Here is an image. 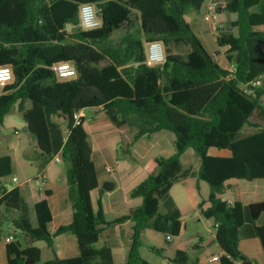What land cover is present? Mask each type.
Masks as SVG:
<instances>
[{"label": "trees", "instance_id": "1", "mask_svg": "<svg viewBox=\"0 0 264 264\" xmlns=\"http://www.w3.org/2000/svg\"><path fill=\"white\" fill-rule=\"evenodd\" d=\"M204 1L0 0V66L13 69V80L0 88V125L18 104L36 141L38 173L57 154L66 168L65 180L56 191H46L31 211L25 191L19 186L7 189L1 181L12 174L13 153L0 155V208L13 215L25 240L24 245L16 241L19 249L13 256L7 247V264H27V259L35 261L31 264H150L138 252L142 229L170 237L182 229L174 198L165 194L164 211L151 213V196L164 186L188 148L200 165L182 177L197 176L210 185L212 205L202 214L215 222V238L224 251L221 264H256L241 251L239 241L245 235L258 237L264 251V225L256 224L249 205L218 195L228 179H264V85L252 84L264 75V29L258 28L264 25V0H223L225 6L218 8L236 16L216 35L219 47L228 46L226 57L234 71L217 62L186 19ZM85 3L99 10L100 27L80 26V6ZM68 24L74 25L71 30ZM118 30L126 33L113 43ZM152 41L164 44L162 65L145 63V45ZM66 61L75 64L77 76L58 80L52 66ZM87 108L108 111L113 120L126 124L132 142L163 130L174 135L175 152L158 156V172L131 192L142 197V204L113 221L106 219L100 201L95 209L91 197L102 191L100 177L106 169L97 164L86 118L76 123L75 113ZM60 118L65 119L66 132ZM212 148L228 155L211 154ZM55 192L57 208L47 198ZM128 219L133 221L129 257L116 263L111 247L100 246L99 240L105 227ZM65 233L76 236L77 253L42 262L35 242L52 246L54 238ZM173 261L198 264L183 249Z\"/></svg>", "mask_w": 264, "mask_h": 264}, {"label": "crops", "instance_id": "2", "mask_svg": "<svg viewBox=\"0 0 264 264\" xmlns=\"http://www.w3.org/2000/svg\"><path fill=\"white\" fill-rule=\"evenodd\" d=\"M212 0H205L200 9L190 11L186 15L187 21L192 26L193 30L200 38L206 32L210 31L215 33L216 24L213 22L205 25L204 21H207L205 15L209 11V5ZM228 20L233 19V15H229L225 10ZM235 19V18H234ZM226 27L222 26L221 30ZM264 29V25L258 27ZM230 29V28H228ZM216 39V38H215ZM264 52V45L262 46ZM228 46L219 47L218 52L213 56L217 62L225 69L232 70L234 65L229 62L226 57ZM264 101V99H263ZM85 110L79 111L81 116L86 117ZM102 121L105 123L103 126L98 125L96 127L95 122ZM92 124L87 123L86 127L89 132V139L93 147L95 158L99 166V161L103 158L111 156L115 159V167L106 163L103 167L107 166L113 168V172H110V176L103 174L100 177L101 192H92L91 197L94 203L95 209L98 208V201H100L105 213V217L108 221H113L116 218L124 216L129 213L133 208H136L142 204V197H132V190L148 176L156 174L158 172V165L156 158L160 155H170L176 150L174 137L168 131H159L151 134H146L132 142L133 134L126 124L120 125L117 121L113 120L110 115L100 120L98 116H94ZM95 126V127H92ZM120 136H125L124 153H120L124 144L118 147L119 142H122ZM107 141V146H103L102 141ZM191 151V154H196L192 148H188L178 163H175L171 170L167 174L166 182L163 187L154 191L151 196L149 205V212L156 213L164 211L162 205V198L165 194H170L176 204L178 205L182 217V229L178 236L168 238L161 232L154 231L151 228L142 229L140 234V244L138 246V252L146 244L145 238L149 239L148 245L152 247L154 251L160 250L158 253L163 252L171 260L176 255L178 249L186 250L189 253L190 261L198 260V264H221L220 257L224 254L221 246L215 238L216 226L213 219H209L203 216L202 210L211 207V188L207 181L199 179L197 176L188 175L182 177L185 171L198 170L200 165L185 167L183 165V156L187 151ZM35 158L37 157L38 149L35 144ZM211 154H224L228 155L226 150L218 151L214 148L210 150ZM15 161V153H13ZM36 166V159L34 161ZM66 178V168L63 162H59L53 159L46 169L42 173L36 172V174L29 175L24 182L23 187H20L25 191V195L30 206L31 211L34 209V204L45 197L46 191H56L55 187L60 182H63ZM2 181V179H1ZM11 182V181H9ZM8 182V183H9ZM226 188L223 193L218 196L222 200H226L230 203L240 201L245 205H249L252 209L255 222L257 225H264V179H228L225 182ZM158 195V197H155ZM205 196H208L206 199ZM210 196V197H209ZM54 207L60 206V202L57 199L56 192L47 197ZM132 199V200H131ZM53 207V208H54ZM186 211H193L194 216L198 218L205 230V233H201L196 224H192L189 217L186 216ZM59 214V211L55 215ZM192 226V233L187 239L186 245L183 242H176L173 246H166L161 243L164 241H174V239L185 235L189 225ZM133 226V221L128 219L124 222L117 223L111 226H107L103 229L99 245L109 246L113 252V258L116 263H124L128 260L130 253V239L129 231ZM54 229V226L52 230ZM162 240H161V236ZM21 235V234H20ZM23 237V235H21ZM23 242L16 237L15 241ZM158 242L159 246L158 247ZM191 242L192 245H188ZM4 249L1 243L0 237V259L6 257L7 261V247L9 248L11 256L19 249L17 242L12 247V244L7 240L4 241ZM35 245L40 247L42 251V262L53 259L56 255L68 256L75 255L78 250L77 238L72 233H65L54 238L52 246H49L45 241H37ZM200 246V248H199ZM213 247H219L218 253H212ZM239 247L241 251L248 256L256 264H264V251L262 244L258 237L244 236L239 241ZM172 252L174 255H172ZM46 253V258L44 254ZM217 257V258H215Z\"/></svg>", "mask_w": 264, "mask_h": 264}, {"label": "rangeland", "instance_id": "3", "mask_svg": "<svg viewBox=\"0 0 264 264\" xmlns=\"http://www.w3.org/2000/svg\"><path fill=\"white\" fill-rule=\"evenodd\" d=\"M220 12L217 13V18L215 21H204L205 25L208 26V24L213 22L214 24H221L224 27H228L229 22L227 21L226 14L222 12L223 10H219ZM236 18L235 15H233V19ZM217 26V25H216ZM222 28V27H221ZM221 28L219 26L216 27L215 33H212L210 31L206 32L205 35L201 36L202 37V43L206 50L214 56L219 49V46L216 42V35L220 32ZM125 30H118L116 31L112 37L111 41L113 43H119L123 36L125 35ZM264 99V93L262 95L261 100L263 101ZM30 105V103H28ZM112 114V113H111ZM85 115H86V120L87 123L92 124V119L94 116H98L100 120H103L104 117H107L109 114L108 111H104L103 109L100 108H87L85 110ZM60 121L63 124V127L66 132V123L64 118H60ZM104 125L102 121H99L98 123L95 122L96 127L98 125ZM92 127H95L93 126ZM169 132V131H168ZM172 134L171 132H169ZM133 134L129 133V135ZM174 137V135L172 134ZM123 137L122 142H119L118 147H120L122 144L124 146L122 149H120V153H124V149L127 148V145H125V136H120ZM133 138V136H132ZM107 141H102L103 146H107ZM35 144L36 141L35 139L30 135L28 128H27V123L24 118L23 112L19 111L18 109V104H15L11 112L5 116L3 124L0 125V155L5 154V153H15V161L13 162L12 165V174L9 177H6L2 179V183H4V186L12 180L13 176H16L18 181V184L24 183V179H26L29 175L36 174L37 170L34 165L35 161ZM165 155V154H163ZM63 162V161H62ZM108 163L112 167H115V159L111 156H108L106 158H103L101 161H99V167L103 169L104 165ZM64 164V163H63ZM196 164H199V157L196 154H191V151H187L186 154L183 156V165L185 167H190V166H195ZM106 176H110V172L105 171L104 173ZM3 185H0V194L3 191ZM155 197H158V195H155ZM206 199H208V196H205ZM210 197V196H209ZM132 200V199H131ZM186 216L190 218L192 221V224H196L201 231V233H205V230L203 229V226L201 225V222L194 216L193 211H186ZM13 215L6 211L3 207L0 208V237H1V243L2 247L4 249V241H6V237L9 235V232L14 236V239L10 241L12 244V247L15 245V239L18 236V238L23 242L24 238L17 232L16 227L14 225V222L12 220ZM155 230H153L154 232ZM156 232V231H155ZM192 233V226L191 224L189 225V228L187 229L185 235L182 237L174 239V241H164L161 238V243L165 244L166 246H173L176 242H183V245H186V240L189 239V235ZM165 235V234H164ZM167 235H165L166 237ZM25 241V240H24ZM146 244L143 245V247L140 249V256L148 261L150 264H178L171 260L168 256H165L166 254H163V252L158 253L157 251H154L152 247L148 245L149 239H146ZM188 245H192L191 242H188ZM158 247L159 242H158ZM220 250L219 247H213L212 248V253H218ZM172 255L174 253L172 252ZM44 257L46 258V253L44 254ZM0 264H7L6 257L4 255V258L0 259Z\"/></svg>", "mask_w": 264, "mask_h": 264}, {"label": "built area", "instance_id": "4", "mask_svg": "<svg viewBox=\"0 0 264 264\" xmlns=\"http://www.w3.org/2000/svg\"><path fill=\"white\" fill-rule=\"evenodd\" d=\"M209 11L205 15L206 20L208 21H215L217 18L218 8L224 7L225 2L223 0H212L209 5ZM80 26L85 29H93L100 27L102 25V19L99 16V10L93 3H85L81 4L80 6ZM220 28L222 27L221 24H216ZM73 24H68L67 29L71 30L73 28ZM222 29V28H221ZM145 63L148 66H159L162 65L165 61V47L164 44L161 41H152L145 45ZM53 70L56 73V76L58 80H66L71 79L77 76V68L74 63L72 62H60L52 66ZM235 67L232 68L231 71H234ZM13 80V69L9 65L0 66V88H3L7 83L11 82ZM253 86L260 87L264 85V75L260 76L256 80L253 81ZM75 119L76 123L80 122L81 114L80 112L75 113ZM57 161L62 162V158L60 154H57L55 158ZM107 172H113V168L111 166H107L106 168ZM18 179L16 176L12 177L11 182L6 184L7 189H11L15 186L22 185L25 186V182L18 184ZM168 238H171L168 236ZM14 239L13 234L11 231L9 232V235L6 237V240L8 242L12 241ZM217 258V257H215Z\"/></svg>", "mask_w": 264, "mask_h": 264}, {"label": "water", "instance_id": "5", "mask_svg": "<svg viewBox=\"0 0 264 264\" xmlns=\"http://www.w3.org/2000/svg\"><path fill=\"white\" fill-rule=\"evenodd\" d=\"M35 261L33 259H27V264L34 263Z\"/></svg>", "mask_w": 264, "mask_h": 264}]
</instances>
